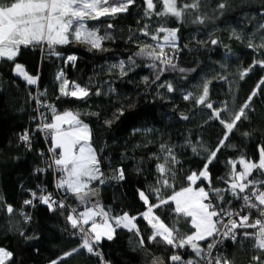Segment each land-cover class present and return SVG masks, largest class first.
Segmentation results:
<instances>
[{
	"label": "trees",
	"instance_id": "trees-1",
	"mask_svg": "<svg viewBox=\"0 0 264 264\" xmlns=\"http://www.w3.org/2000/svg\"><path fill=\"white\" fill-rule=\"evenodd\" d=\"M138 3L140 8L132 6L128 13H122L115 19L101 18L100 21L90 22L105 26L107 23L114 24V28L109 30L113 39L103 43L106 50H89V46L82 43L57 46L58 51L78 57L75 67L69 65L66 68V77L81 85L89 84L90 80L93 92L100 88L102 94L99 96L93 94L85 101L65 97L57 99L59 92L54 75L64 67L63 61L48 57L39 48H22L16 58V62L21 63L29 74H39L38 88L47 89L46 99L58 111L99 113L98 116L82 115L81 119L91 128L92 145L102 160V171L106 176H110L115 167L123 166L125 169L123 181L108 180L104 185H93L99 190V202L106 207L111 206L113 214L126 211L136 215L143 212L145 206L138 198L137 189L146 188L158 175L155 165L159 161L151 157L159 152L161 142L174 146L176 157L181 162L176 165V190H179L184 172L198 170L204 162L193 154L186 141L195 144L203 142L214 147L222 138L223 128L217 121L205 123L207 117L204 113L208 110L202 111L203 106L196 107L191 100L184 101L183 94L194 92L199 95L203 84L208 83L209 100L214 102V106L227 102L235 109L264 76V70L257 66L243 80L239 78V72L252 64L254 58H264V50L255 51L248 47L249 38L253 44L260 43V34H253L256 32L255 25L261 20L259 13L264 11V0H201L199 10H189L182 24L175 18L167 19V27L180 29V49L173 52L166 48L165 51L174 55L178 68L187 70L185 73L168 70L161 76V81L173 83L177 89L173 93L158 88L161 81L153 83L156 70L148 66L151 60L135 56L140 47L155 44L150 36L140 34V28L147 23L152 32L163 22L155 15L150 19L144 18L142 0ZM220 3L226 7L220 9ZM160 8L158 4L157 11ZM197 16L204 18L203 24L192 22ZM104 30L102 27L101 34ZM233 31L242 39L233 38ZM212 39H217L219 43L212 45ZM129 56L136 63L130 66L127 75H120L119 69L110 70V65L121 60L128 67ZM13 68V62L0 60V197L4 203L19 210L23 200L30 198V190H36L37 185L50 186L51 175L36 172L37 168L45 166V160L40 155L42 141L32 119L34 101L29 92H34L35 85H27L14 74ZM221 76H226L227 81L220 79ZM145 77L148 79L145 80ZM121 110L123 115H120ZM246 112L247 117L238 123L226 141L228 146L218 152L217 159L210 165L214 187H225L218 178L227 172L226 162L229 159L238 158L241 153L258 158L256 146L264 145V86ZM47 115L50 116V112ZM182 116L189 119H182ZM105 121H111V125ZM25 129L33 135L31 150L18 139ZM135 129L152 131L135 132ZM245 132L250 135L244 136ZM138 167L140 172H137ZM237 169H240L239 165ZM229 198L226 196V199ZM69 201L76 203L72 196ZM238 206L239 202L233 201L232 207ZM23 211L31 216L27 223L17 212L9 215L0 211V247L13 253L8 264H49L63 252L77 246L76 239L69 235L71 229L65 220L67 211L61 215L60 209L49 211L41 203L24 206ZM157 211L166 223L171 224L175 219L168 206ZM137 224L144 236V246H140L138 237L126 229H117L113 240L105 239L100 245L110 264H150L154 257L161 258L164 264H171L169 257L174 251L185 255L184 249L149 243L147 237L151 229L147 222L140 218ZM177 226L183 232L191 231L189 224L182 219ZM21 232L29 239L21 236ZM251 245V240L238 236L236 243L226 241L220 251L232 264H251V257L258 254ZM63 264H97V259L82 250L67 258Z\"/></svg>",
	"mask_w": 264,
	"mask_h": 264
},
{
	"label": "snow or ice",
	"instance_id": "snow-or-ice-1",
	"mask_svg": "<svg viewBox=\"0 0 264 264\" xmlns=\"http://www.w3.org/2000/svg\"><path fill=\"white\" fill-rule=\"evenodd\" d=\"M201 0H142L144 18L150 19L153 15L162 19L152 32L150 24L145 23L140 28V34L149 37L155 44H145L140 47L135 56L144 57L152 61L148 66L156 70L155 80L161 81L165 71L173 70L185 73L187 70L178 68L174 63V55L165 49H180L179 28L166 26L169 17L175 18L181 24L185 15L192 10L197 12ZM161 5L157 11V5ZM132 6L141 7L138 0H0V60L14 63L13 72L22 78L27 85H38L39 74L32 75L25 67L16 62L22 48H39L48 57H56L63 61L64 67L54 75L61 97L74 98L85 101L91 95H101L99 87L92 91L91 81L81 85L75 80L70 81L66 77V68L75 67L78 59L75 54H66L58 51L57 46H67L71 43H82L89 46V50L104 51L103 43L113 39L109 31L114 24H92V21H100L101 18H117L122 13H128ZM220 9L226 7L224 3L218 5ZM260 22L255 25L256 33L260 34V43L253 44L248 40V47L255 51L264 50V11L259 13ZM193 23H204V18L197 16ZM139 23V21H138ZM105 30L101 34V28ZM161 34H163L161 36ZM233 38L242 37L233 31ZM131 39V36H130ZM217 45V39L210 41ZM186 47V46H185ZM136 61L132 56L126 62L121 60L117 64L110 65V70L119 69L120 75H127L131 65ZM259 66L264 70V58H254L252 64L239 72V78L243 80ZM195 71V69H192ZM186 78V77H184ZM148 78L145 77V80ZM220 79L227 81L226 76ZM264 86V76H261L247 99L235 109L229 107L227 102H220L214 106L209 100L208 83H204L202 92L197 95L187 92L182 95L184 101H193L194 106H203L202 111L207 119L205 123L217 121L223 128L222 138L214 147L203 142L195 144L186 141L195 156L202 159L203 166L198 170L189 169L184 172L182 186L176 190L178 170L176 165L181 162L177 159L174 146L161 142L159 152L152 154L156 163V175L153 183L146 188H138V198L145 206V211L133 215L126 211L113 214L111 206L102 205L98 199L99 191L94 183L104 185L108 180L123 181L125 169L118 166L112 169L110 176L102 171V160L97 150L92 145V131L88 123L81 119L82 115H99V113H82L79 110L58 111L56 107L47 101V89L37 90L29 96L35 102L37 121L35 131L44 134V139L49 143L50 156L45 160L44 168H37V173L52 171L59 174L56 177L54 187L62 190L67 196L70 194L78 202L83 210L68 205L64 199H55L47 188L37 185V190H30V198L22 202V208L17 210L11 204H6L0 197V211H6L9 215L17 212L22 220L27 223L31 216L23 211L24 206H34L35 202L46 205L49 211L61 210V215L67 211L66 224L71 229L70 237L77 241V246L63 252L49 264H63V262L82 250L97 258V264H110L105 259L100 245L106 239L111 241L117 234V229H126L138 237L140 246H144V236L138 227L137 221L142 218L151 229L147 237L149 243H163L172 249H184L185 255L174 251L169 257L171 264H232L219 246L225 241L236 243L238 236L251 240V247L258 254L251 257V264H264V145L257 144L258 158H252L241 153L238 158L229 159L226 164L227 172L219 177L225 187H214L213 178L209 170L210 165L217 159L218 152L228 146L226 141L237 128L238 123L247 117L246 110L251 109L254 97H257ZM158 88L166 89L167 93H173L177 89L170 81H161ZM109 91H113L109 89ZM47 109L50 116L43 111ZM123 115V110L120 111ZM182 119H189L182 116ZM109 126L111 121H105ZM135 132L152 129H135ZM244 136L250 134L245 132ZM18 139L28 150H31L33 135L29 129L19 134ZM234 147V146H233ZM44 155L43 152L40 153ZM237 165L240 169H237ZM182 170V169H181ZM141 169L138 167L137 172ZM198 182H202L199 183ZM186 184V186H183ZM205 184L207 186H205ZM170 193V194H169ZM226 196L230 197L226 199ZM233 201L239 202V208L232 207ZM174 205V207H172ZM169 207V211L175 219L171 224L166 223L158 214L159 209ZM256 215L253 216L252 213ZM181 219L189 224L191 231L183 232L177 226ZM247 229L254 231L248 232ZM239 230H245L243 232ZM25 236L24 232L20 233ZM29 239V237H26ZM201 242H204L202 244ZM13 253L0 247V264H8ZM153 264H158L153 260Z\"/></svg>",
	"mask_w": 264,
	"mask_h": 264
},
{
	"label": "built area",
	"instance_id": "built-area-1",
	"mask_svg": "<svg viewBox=\"0 0 264 264\" xmlns=\"http://www.w3.org/2000/svg\"><path fill=\"white\" fill-rule=\"evenodd\" d=\"M37 90H41V91H42V89L38 88V86L35 85V88H34V92H33V94H34ZM34 109H35V102H34ZM43 111H45L46 114H47V112H48L47 109H44ZM36 115H37V113H36L35 110H34L33 117L36 116ZM33 121H34V120H33ZM34 123H36V126H37V121H34ZM36 126H35V129H36ZM38 133H39V137H40V139H41V141H42V148H41L40 153H41V152L44 153L43 157H44V160H46V159L50 156V153H48L49 143L44 139V134H43V133H41V132H38ZM45 166H46V165H45ZM45 166H44V167H45ZM44 167H42V168H44ZM47 173L51 175V183H50V186L47 188L48 192L52 193V194H53V197H54L55 199H57V200H59V199H64L65 202H66L68 205H70V206H72V207H77L78 210L82 211V210H83V207L80 206V205L78 204L77 201H76V203H71V202L69 201V199H70V197H71L70 194H68V195L66 196L62 190H57V189L54 187L56 177H57L59 174H55V175H54L52 171L43 172V174H47ZM36 190H37V188H36ZM35 203L40 204L38 201L35 202ZM238 208H239V206L236 207L235 209H238ZM228 241H230V240H228ZM225 242H226V241H225ZM221 247H222V245L219 246L220 249H221ZM92 257H93V258H96L95 256H92ZM96 259H97V258H96Z\"/></svg>",
	"mask_w": 264,
	"mask_h": 264
},
{
	"label": "rangeland",
	"instance_id": "rangeland-1",
	"mask_svg": "<svg viewBox=\"0 0 264 264\" xmlns=\"http://www.w3.org/2000/svg\"><path fill=\"white\" fill-rule=\"evenodd\" d=\"M145 210L146 209H144L143 211H145ZM153 260H156L158 262V264H164L163 260L159 257H154L150 264H153Z\"/></svg>",
	"mask_w": 264,
	"mask_h": 264
},
{
	"label": "crops",
	"instance_id": "crops-1",
	"mask_svg": "<svg viewBox=\"0 0 264 264\" xmlns=\"http://www.w3.org/2000/svg\"><path fill=\"white\" fill-rule=\"evenodd\" d=\"M98 191H99V190H98ZM96 199H98V200L100 199V198H99V195H98V197H97Z\"/></svg>",
	"mask_w": 264,
	"mask_h": 264
}]
</instances>
